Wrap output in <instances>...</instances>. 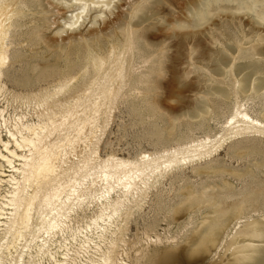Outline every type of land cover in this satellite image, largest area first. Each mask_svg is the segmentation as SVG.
Wrapping results in <instances>:
<instances>
[{
	"label": "bare ground",
	"instance_id": "bare-ground-1",
	"mask_svg": "<svg viewBox=\"0 0 264 264\" xmlns=\"http://www.w3.org/2000/svg\"><path fill=\"white\" fill-rule=\"evenodd\" d=\"M54 1L69 12L62 21L63 27L56 32L62 33L65 29L75 31L86 22L96 25L119 9L118 2L123 5L128 0ZM169 1L130 0L133 7L127 27L112 21L105 29L93 31V50L85 36L79 35L78 41L86 42L91 51L85 58L89 59L93 76L88 85L75 90L70 89L73 77L54 85L53 93L47 97L52 99V107L59 109L38 122L24 121L21 115L9 126L6 108H0V185H8L4 194L0 192V264L29 263L27 258L36 257L33 252L47 253L56 264H63L64 260L75 262L88 249H100L94 239L103 237L104 226L116 215L126 214L121 212L125 199L142 197L151 178L164 176L165 164L166 169L189 160L208 159L229 139L251 132L264 134V106L256 116L246 107L254 98L264 101V0H188L185 18L174 22H168L158 12L160 5H169ZM49 8L47 0H0V92L5 88L2 77L9 60L8 49L14 39L24 35L33 43L41 42L42 30L51 21L53 11ZM40 20L44 24L28 27ZM157 32L167 33L160 36ZM67 47L63 39L58 42L57 59L69 60ZM135 50L139 59L149 63L146 71L132 78L133 84H142L146 99L158 97L160 90L167 97V86L179 83L180 98L184 89L194 92L189 115L194 119L209 116L213 104L234 99L224 133L159 155L144 152L137 160L113 155L100 159L97 151L85 149L78 163L72 162L70 156L76 144L89 148L94 122L102 114H109L120 95L127 53L129 71L134 72L136 60L131 58ZM193 73L194 80L188 82ZM98 79L103 80V85L95 92L93 86ZM115 81L122 86L116 88ZM63 87L65 93L60 97ZM57 116L61 117L60 122ZM176 120L171 119L173 126ZM54 135L59 136L53 139ZM114 194L119 195L115 198ZM93 203L97 213L85 227L71 229L72 214ZM203 203L212 207V216L207 215L193 230L179 254L173 250H142L133 258V264H178L186 252L201 254L217 247L229 224L239 219L245 200L225 210L217 206L213 195L188 190L174 213H186ZM249 231L231 242L234 264H264V221H251ZM69 232V236L65 234ZM70 239L77 241V248ZM56 248L62 256L53 252ZM113 249L111 240L109 249L101 250L99 258L90 260L91 264H126Z\"/></svg>",
	"mask_w": 264,
	"mask_h": 264
},
{
	"label": "rangeland",
	"instance_id": "rangeland-1",
	"mask_svg": "<svg viewBox=\"0 0 264 264\" xmlns=\"http://www.w3.org/2000/svg\"><path fill=\"white\" fill-rule=\"evenodd\" d=\"M129 1L123 5L121 1L118 2L119 9H115L108 17L100 19L96 25L92 26V23L86 22L75 31L65 29L62 33H56L63 27L62 21L69 12L61 4L56 5L54 0H47L49 9L53 12L50 14L51 21L48 23V28L42 30L44 41L33 43L27 35H24L25 37L14 39L8 49L9 60L4 66L2 83L5 88L0 92V108H6L5 115L9 126L13 125L15 119L21 115L25 117L24 121L38 122L52 110L59 109L52 107V99L47 97L53 93L54 85L65 83L70 77H73L70 83L71 90L88 85L93 73L89 59L85 56L91 51L87 49L86 42L78 41L81 38L79 35L85 36L93 50L95 46L91 39L94 36L93 31L105 29L112 21H118L122 26L127 27L130 20L128 13L133 7ZM187 3L188 0H171L169 5H160L158 12L168 22L183 20ZM150 22L152 21L144 25ZM248 22L249 20L245 21ZM42 24L44 21L40 20L29 23L28 27ZM233 28L237 31L235 26ZM102 33L100 43L105 42ZM166 33L156 34L163 36ZM62 39L66 46H69L68 61L57 59L56 48ZM69 40L78 43L69 44ZM134 52L136 54L131 58L132 61L136 60L134 72L129 71L130 56L127 53L122 80L124 87L120 95L111 105L109 114L104 116L102 114L94 122L95 133L88 142L89 148H85L81 143L76 144V149L70 156L72 162L77 164L84 155L85 149L97 151L100 159L113 155L137 160L144 152L159 155L166 150L186 147L191 142H198L206 137L214 138L224 133L223 127L234 109V99L213 104L209 116L195 119L189 116L194 106L192 98L194 92L184 89V95L180 98L179 83L173 82V86H167L169 93L167 97L160 90L158 97L146 99L141 88L142 84H133L132 78L146 71L149 63L139 59L137 50ZM193 76L195 77V73L190 74L188 82L194 78ZM101 85L103 80H96L93 90L97 92ZM122 85L119 81L114 83L116 88ZM64 93L63 87L60 97ZM83 100L85 101L86 97ZM262 106L264 101L260 98H254L246 103L252 116H256ZM173 118L177 119L174 126L171 123ZM60 121L61 117L57 116V122ZM5 134L4 132L3 135ZM58 136L54 135L53 139ZM166 165L162 167L165 171L164 176L158 180L151 178L142 197L137 198L135 195L134 198L125 199L121 212L126 214L119 217L116 215L108 225L104 226L106 230H103V237L94 239L100 249L96 247L88 249L84 254L81 253V257L75 262L64 260L63 264H86V260L91 264L90 260L99 258L101 250L109 249L111 240L114 244L113 253L118 255L120 260L124 259L126 264H133V258L142 250L146 252L155 249L160 252L173 250L179 254L187 245V237L192 235L193 230L198 229L207 215L212 216L209 213L212 207L207 203L200 204L186 213L175 215L176 207L188 190L195 194L213 195L217 206L225 210L235 204L241 205L244 200L245 203L241 207L239 219L229 224L217 247L201 254L186 252L178 264H234L231 257L232 240L242 234H249L251 221H264V134L251 132L229 139L208 159L189 160L165 169ZM7 186L0 185V192L4 194ZM117 195L114 194V197L116 198ZM97 210L96 204L93 203L88 209L74 212L69 227L71 229L85 227ZM65 234L69 236L70 232ZM70 243L77 248V241L70 239ZM55 251L57 252V248L53 250ZM32 255L36 257L31 260L27 258L29 263L26 264H37L39 261L56 264L47 253L37 255L33 252ZM143 263L146 264L144 261Z\"/></svg>",
	"mask_w": 264,
	"mask_h": 264
}]
</instances>
